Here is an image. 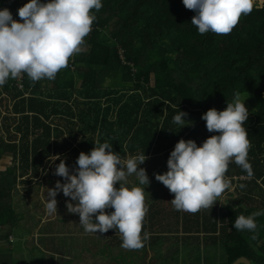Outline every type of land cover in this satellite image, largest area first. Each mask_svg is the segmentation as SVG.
I'll return each instance as SVG.
<instances>
[{"label":"trees","instance_id":"16d2710c","mask_svg":"<svg viewBox=\"0 0 264 264\" xmlns=\"http://www.w3.org/2000/svg\"><path fill=\"white\" fill-rule=\"evenodd\" d=\"M254 1L252 12L242 15L229 34L218 35L200 34L191 23L195 13L184 6L183 0H102L99 11L92 10L95 20L80 52L70 58L55 79L33 82L27 74H21L0 87L4 152L12 153L14 159L20 154L25 161L35 160L37 173L48 165L49 158L58 155L74 172L79 154L94 148V138L79 140L74 129L66 132L47 120L52 110L63 104L61 100L75 97L78 104L88 105L89 112L84 114L83 109V116L99 120L92 129L101 130V143L112 144L119 156L163 155L167 164L180 139L195 140L200 146L218 134L207 130L202 114L210 108L223 110L239 93L240 98L247 97L252 104L244 127L251 144L248 160L253 175L230 162L225 178L240 194L229 203L221 204L217 199L212 208L195 212L201 216L197 221L189 212L180 211V218L185 219L180 223V233L195 243L201 234L216 235L212 242L225 248L223 264H233L241 257H247L252 264H264V215L255 217L254 231H239L232 226L237 216L264 210V0ZM27 2L0 0V8L7 7L19 20L17 10ZM77 78L81 79L79 90ZM125 94L130 100L121 102ZM144 97L148 104L142 109ZM103 98L108 102L113 98L121 105L102 106ZM6 101L10 106L3 114ZM67 105L69 110L78 109ZM113 110L117 116L112 122L108 113ZM180 110L187 114L182 127L173 121ZM106 122L119 124L123 136L133 133L127 143L129 153L121 144L122 137L116 136ZM2 128H13L14 132L5 139ZM59 163L60 159H56L54 169ZM22 164L19 169L25 173L28 168ZM17 175V165L0 175V224L6 232L15 224V214L12 192L4 188H11ZM55 176L64 182L63 177ZM239 177L246 178L236 179ZM251 247L255 248L250 250L252 255ZM199 255L194 256L193 264H200Z\"/></svg>","mask_w":264,"mask_h":264},{"label":"clouds","instance_id":"9594fccd","mask_svg":"<svg viewBox=\"0 0 264 264\" xmlns=\"http://www.w3.org/2000/svg\"><path fill=\"white\" fill-rule=\"evenodd\" d=\"M253 3L254 0H183L184 6L195 13L191 23L198 32L218 35L229 34L242 15L252 12ZM101 7L102 0H28L17 10L19 20L7 7L0 8V87L21 74H27L33 82L55 79L70 58L80 52L95 20L92 10L99 11ZM244 101L237 93L223 110L210 108L202 114L207 130L218 134L200 146L195 140L180 139L167 160L168 170L156 174L155 178L174 194L171 203L176 210L195 213L212 208L230 188L225 178L230 162L253 175L248 160L251 144L244 127L249 110ZM186 115L180 110L173 117L174 123L184 126ZM94 144L90 152L79 154L74 172L58 155L49 158V163L60 159L54 175L63 177L64 182L57 180L54 188H48L46 211L57 214L56 197L62 190L65 197L71 198L66 201L68 212L79 215L86 232L115 229L122 236L123 248H142L149 238L146 232L141 235L147 213L145 189L127 185L133 174L140 185L149 184L146 170L139 167L147 157L143 153L123 160L112 150V144ZM108 208L114 211L106 212ZM261 215L264 210L241 214L232 226L239 231H254L255 217Z\"/></svg>","mask_w":264,"mask_h":264},{"label":"rangeland","instance_id":"374dc122","mask_svg":"<svg viewBox=\"0 0 264 264\" xmlns=\"http://www.w3.org/2000/svg\"><path fill=\"white\" fill-rule=\"evenodd\" d=\"M261 2H263V0H261ZM80 83L81 79L77 78L76 89L79 88ZM151 85H154L153 80L151 81ZM147 98L144 97L143 99L145 105L142 106V109L147 107ZM103 99L106 100V102H103ZM103 99L101 100L102 106H105L106 103L107 105L111 103L115 108H118L121 105L120 102L117 104L113 98H111L109 102L107 98ZM240 99L241 101L245 100V106L252 112L250 99L247 97ZM126 100H130V97L125 94L121 102H125ZM7 105L10 106V101H6L3 110H6ZM163 109L165 111L166 106H164ZM101 118H104V114H101ZM108 119L112 122L114 119L116 120V111L114 113L109 112ZM159 120L163 121V115L159 116ZM59 122L66 127L68 126L66 119L59 120ZM93 122L99 123V120L96 121L93 119ZM105 125L110 127L111 130H114V134H117L116 136L122 137L121 144L124 149L127 150V153H129L130 151L127 143L132 140L133 133L123 136V128L119 126V124L107 125L106 122ZM77 129H81L78 122L76 130ZM11 132H14L12 128ZM3 133L8 134L7 131ZM104 134L106 133L104 132ZM99 135H91V133H89L82 138V140H90L93 137L95 142L99 141L101 143ZM130 157L134 156L128 154L121 159L126 160ZM10 159L12 160V157ZM147 159L148 161H145V164L143 163L139 165V167L146 170L149 184L140 185L138 178L133 174L128 177L127 185L129 187L139 186L145 189L144 197L147 213L144 218L141 235L143 236V233L146 232L149 234V238L144 241L142 248L134 250L123 248L121 246L122 236L118 231L116 232L115 229H110L107 233L98 232L96 234L86 232L84 227L79 223V215L68 212L66 201H70L71 198L65 197L62 190L56 197L57 214L61 213L64 215L57 217L61 222L59 227H57L56 235L58 237L54 239V242L49 243L44 241L45 232H43V234L40 235L41 238H37L36 240L34 236H31V232L24 228L28 220L30 223H36V221L31 220V217L37 215L38 212L32 211L42 210V206L43 209H46V203L43 204L42 201L47 199V193H44L43 196L36 190L30 193V196L26 198V202L30 200L29 203L25 204L22 200H20V202L18 201V203H20V208H17V216L15 215V217L18 218L19 225L11 229L14 236L13 243L11 242L12 244H10L12 252L9 245L3 244L0 248V253L3 250L4 253L11 255V264H54L55 261H57L55 264H193L194 256L198 257V254H200V256H208V254L213 256L214 260L211 262H208L204 258L200 259L206 261L207 264H217V261L220 263V260L225 261L224 245L222 247L217 246L218 253H215L214 247H208V242L195 243L191 241L193 240L191 237H185L184 233H180V223L183 224L185 219L183 217L180 218V211L176 210L171 203L174 194L171 193L162 182L155 178L157 173L162 174L168 170L167 164H165L162 155L153 158L149 155ZM8 164L12 165L10 162ZM236 179H245V177ZM57 180H59L58 177L53 181L56 183ZM55 183H52L53 187H55ZM40 187H44V185L40 184L38 187L39 190ZM236 194H240L238 193V188L233 187L230 183V188L225 190L222 195L218 197V200L221 204H226L231 202L233 197L236 198ZM105 211L111 212L114 211V209L108 208L105 209ZM181 212L188 213V211ZM57 214L54 213L51 215L55 216ZM188 214L193 217V221L201 219V216L195 215V213L189 212ZM74 221L78 222L74 223ZM198 238L200 240V236H198ZM152 242H154V244ZM252 247L249 248V253L251 252L250 250L255 249ZM250 255H252V253H250ZM202 261L200 264H204ZM0 264L7 263L3 261L0 262Z\"/></svg>","mask_w":264,"mask_h":264},{"label":"crops","instance_id":"0c3cea01","mask_svg":"<svg viewBox=\"0 0 264 264\" xmlns=\"http://www.w3.org/2000/svg\"><path fill=\"white\" fill-rule=\"evenodd\" d=\"M75 97H71L69 100L63 99L60 101V103H63L60 106H57L59 109H53L52 110V114H51V118L48 119L47 121L51 122L53 127H60V128H64L66 129L65 131L67 132L68 128H72L74 130L73 133L75 134V131L77 132L78 136H79V140H82V138H84L85 136H87L89 133H91V135H99L101 133V130L98 129L97 131L93 130V125H95V122H93L92 118H88L86 116L82 115V110L84 109V114H88L89 109H88V105H82V104H78L77 100H74ZM103 102H106V100H102ZM67 104H72L75 105V108H78L77 110H69V106ZM3 109V107H2ZM3 114H6V110H3ZM115 111L113 110L112 113H114ZM105 113V111H101V114L103 115ZM75 114V115H73ZM93 116V115H92ZM117 116V115H116ZM62 119H66L68 126H64L62 125L59 120ZM97 120V119H95ZM77 122L80 125L81 129H77ZM108 127V126H107ZM13 129V128H12ZM14 130V129H13ZM7 131L4 128H2L1 131V135L2 137H4L5 139L9 138L11 131H7L8 134H4L3 132ZM104 131V130H102ZM88 133V134H87ZM93 140V137H92ZM95 147V144H94ZM5 147L4 144L2 143V139L0 138V175L1 173L9 170L10 168H12L14 165H17L18 168V175H17V180H12L13 184L11 186V188H8V186H6L7 188H4L5 192L9 191L12 192V202H11V207H12V211L14 212V214L17 216L16 212H17V208H20V203H18V201L20 202V200H22L23 203L27 204L30 202V200H28V202H26V198L30 196V193L35 192L36 190H38V193L42 194L44 196V193L46 194L49 189L48 188H54L52 183H55L53 180L56 179V176L54 175L55 169H54V161H52L51 163H48V165H44L42 167H40V173L36 172V164H35V160L30 159L28 161H25L23 159H21L20 154L17 156V159H14V155L10 152H4ZM128 155V154H127ZM126 156V155H125ZM125 156H120L125 157ZM153 157H157L156 155H150ZM163 156V155H162ZM12 157V160L10 159ZM148 157V156H147ZM163 158V157H162ZM22 160H23V164H22ZM166 162V159H164ZM145 161H148V159H146ZM12 163L8 164V163ZM26 163V165H25ZM25 166L27 167V172L22 173L19 169V167L21 166ZM145 164V162H144ZM59 179V177H58ZM60 180V179H59ZM41 185H44V187H40V190L38 189V187ZM56 184V183H55ZM31 199V198H30ZM47 199H44L42 201V203H46ZM32 202V200H31ZM32 208V207H30ZM32 212H38L37 215H34L31 217V220L36 221V223H30L29 220L27 222V225H25V229H28L31 232V236H34V238H41V234H43V232H45V239L44 241L46 242H54V239L57 238L58 236L56 235L57 233V227H59V225L61 224V222L58 220L57 217H59L60 215L64 216L61 213H58L55 216H52L51 214H49L46 209H43L42 206V210H35ZM39 212H44V213H39ZM14 222L15 224L8 226V230L10 232H6V230L4 231V229L0 232L1 235H3V237H1L0 235V248L2 247L3 244L9 245L13 243L14 240V236H13V232L11 229L14 228V226L19 225L18 224V218L15 217L14 218ZM78 221H74V223H76ZM10 227V228H9ZM7 230V231H8ZM5 234V236H4ZM7 235V236H6ZM197 236V235H196ZM198 237V236H197ZM216 238V235H212V236H207L204 234L200 235V240H198L199 242H208V247H214V252L218 253L217 251V243L216 242H212L213 239ZM12 242V243H11ZM212 243V244H211ZM11 248V246H10ZM42 252H44L43 250H41ZM11 252H12V248H11ZM4 251H1V256H0V262L5 261V263L7 264H11V255L4 253ZM48 253V252H45ZM3 254V255H2ZM9 255V256H7ZM207 255V254H206ZM199 258L202 259L204 258L205 260H207L208 262H211L213 259V256L209 255V256H200ZM202 260H200L201 263ZM57 263V261L54 262V264ZM202 263L207 264L206 261H202ZM225 263L224 260H220V263L217 264H223Z\"/></svg>","mask_w":264,"mask_h":264},{"label":"water","instance_id":"95a60500","mask_svg":"<svg viewBox=\"0 0 264 264\" xmlns=\"http://www.w3.org/2000/svg\"><path fill=\"white\" fill-rule=\"evenodd\" d=\"M233 264H252V263L246 257H242V258H239L237 261H235Z\"/></svg>","mask_w":264,"mask_h":264},{"label":"built area","instance_id":"2783aa9c","mask_svg":"<svg viewBox=\"0 0 264 264\" xmlns=\"http://www.w3.org/2000/svg\"><path fill=\"white\" fill-rule=\"evenodd\" d=\"M246 178V177H245ZM2 231V226H1V224H0V232Z\"/></svg>","mask_w":264,"mask_h":264}]
</instances>
